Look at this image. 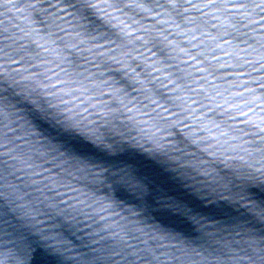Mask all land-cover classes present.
<instances>
[{
	"label": "clouds",
	"instance_id": "9594fccd",
	"mask_svg": "<svg viewBox=\"0 0 264 264\" xmlns=\"http://www.w3.org/2000/svg\"><path fill=\"white\" fill-rule=\"evenodd\" d=\"M0 264H264V0H0Z\"/></svg>",
	"mask_w": 264,
	"mask_h": 264
},
{
	"label": "water",
	"instance_id": "95a60500",
	"mask_svg": "<svg viewBox=\"0 0 264 264\" xmlns=\"http://www.w3.org/2000/svg\"><path fill=\"white\" fill-rule=\"evenodd\" d=\"M76 143H77V146L84 152L93 153V154L100 156V157L104 156V154L102 152H100L98 149L93 147L91 144H88V143L82 142V141H76Z\"/></svg>",
	"mask_w": 264,
	"mask_h": 264
}]
</instances>
